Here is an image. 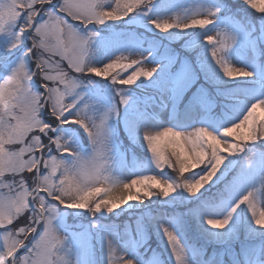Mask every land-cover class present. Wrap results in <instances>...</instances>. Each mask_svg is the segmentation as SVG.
Wrapping results in <instances>:
<instances>
[{"label": "snow or ice", "instance_id": "snow-or-ice-1", "mask_svg": "<svg viewBox=\"0 0 264 264\" xmlns=\"http://www.w3.org/2000/svg\"><path fill=\"white\" fill-rule=\"evenodd\" d=\"M0 264H264V0H0Z\"/></svg>", "mask_w": 264, "mask_h": 264}, {"label": "trees", "instance_id": "trees-1", "mask_svg": "<svg viewBox=\"0 0 264 264\" xmlns=\"http://www.w3.org/2000/svg\"><path fill=\"white\" fill-rule=\"evenodd\" d=\"M242 15H244L245 13H241ZM249 16H251V18H256V16H258L259 14L258 13H255V10H251L249 9L248 10V13H247ZM197 31H199L200 29H196ZM163 35V34H162ZM182 45H183V40H177L175 42H173L170 47L177 50V51H180L182 55H184L185 53L182 51ZM189 56H193L194 54L192 53H188ZM229 139L231 140L232 138L229 137ZM136 153L139 154V155H142L140 149H136ZM165 170L168 172V174H170L172 177H176L177 176V173L172 171L171 169H167L166 166H165ZM157 171V170H156ZM159 171V170H158ZM194 171H199V168L195 169ZM185 176H190L191 175V171L188 172V173H185L184 174ZM174 195V194H172ZM162 199H167V198H162ZM145 201H147L148 205L149 206H153L154 207V211H152V213L154 215H160V214H163L165 212H168V213H172V212H177L178 210V207H168L167 205H164V204H161V203H158L156 202V197H152L151 201H149L147 198H145ZM167 207V208H165ZM188 207H191V205H185V208H188ZM242 207H246V205H243ZM161 210V212H160ZM160 212V213H159ZM250 215V214H249ZM126 218V217H125ZM255 226V225H254ZM243 236H241L242 238ZM153 248H157V241L156 243L154 244ZM210 252V251H209Z\"/></svg>", "mask_w": 264, "mask_h": 264}, {"label": "rangeland", "instance_id": "rangeland-1", "mask_svg": "<svg viewBox=\"0 0 264 264\" xmlns=\"http://www.w3.org/2000/svg\"><path fill=\"white\" fill-rule=\"evenodd\" d=\"M252 19H254V18H252ZM162 34H163V33H161V35H162ZM145 55H147V54L145 53ZM138 58H139L138 56H133V57H132V59H138ZM154 66H155V65H151V64H146V65H145V67H154ZM237 66H239V65H237ZM257 111L259 112V109H258ZM161 119L164 120V121H166V120H167V116L162 114ZM163 126L166 127V126H168V125H167V123H165ZM155 130H160V129H154V131H155ZM120 136H121V139L124 140L125 143H127V140H126V138L124 137L122 131H121V133H120ZM228 139H229V138H228ZM229 140H230V139H229ZM137 155L140 156L139 154H137ZM157 171H158V170H157ZM159 171H160V170H159ZM149 174H153V173H149ZM134 178H136V177H134V176H128L127 179H126V182H128V181H130L131 179H134ZM172 194H174V193H171L170 195H172ZM185 195H188V194L185 193ZM145 203L148 204L147 201H145ZM167 206H168V205H167ZM168 207H170V206H168ZM177 207H178V210H177L178 213H179V212H185V211L187 210V208H185V205H178ZM165 208H167V207H165ZM150 210H151V212L154 211V207H153V206H150ZM160 212H161V210H160ZM160 212H159V213H160ZM120 219H121V221H123V220L126 219V218H125L124 216H122ZM241 239H243V237H242ZM156 241H157V238H156L155 235H153V236L151 237V240L149 241L150 246H151L152 248H153L154 244L156 243ZM165 243H166V241H165ZM211 247H212V246L209 247V251H210V252H211ZM210 252H209V253H210ZM117 255H123V253L119 251V246H117ZM149 255H151V253H149Z\"/></svg>", "mask_w": 264, "mask_h": 264}]
</instances>
